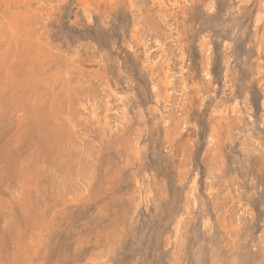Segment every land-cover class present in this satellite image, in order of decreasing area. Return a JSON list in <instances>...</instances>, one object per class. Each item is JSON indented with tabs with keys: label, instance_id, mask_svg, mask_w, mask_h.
<instances>
[{
	"label": "rangeland",
	"instance_id": "374dc122",
	"mask_svg": "<svg viewBox=\"0 0 264 264\" xmlns=\"http://www.w3.org/2000/svg\"><path fill=\"white\" fill-rule=\"evenodd\" d=\"M263 9L0 0V264H264Z\"/></svg>",
	"mask_w": 264,
	"mask_h": 264
},
{
	"label": "bare ground",
	"instance_id": "6f19581e",
	"mask_svg": "<svg viewBox=\"0 0 264 264\" xmlns=\"http://www.w3.org/2000/svg\"><path fill=\"white\" fill-rule=\"evenodd\" d=\"M263 2V1H262ZM145 3V2H144ZM261 3V2H260ZM29 5V4H28ZM261 5V4H260ZM10 8V7H9ZM264 10V9H263ZM257 11V10H256ZM137 15V14H136ZM135 15V17H136ZM260 16H261V13H260ZM134 17V18H135ZM259 18V17H258ZM258 20V19H257ZM260 22V21H259ZM178 26V25H177ZM263 28V27H262ZM17 30V29H16ZM40 32V31H39ZM12 33V32H11ZM154 33V32H153ZM13 34V33H12ZM144 35V34H143ZM47 38V37H46ZM176 40V39H175ZM8 44V43H7ZM8 47V46H7ZM212 56V55H211ZM209 60V59H208ZM39 68V67H38ZM57 80V79H56ZM171 83V82H170ZM185 85V84H184ZM35 86V85H34ZM2 88V87H1ZM120 95V94H119ZM237 107V106H236ZM130 118V117H129ZM118 120V119H117ZM165 133V132H164ZM216 134V133H215ZM211 144V143H210ZM247 149V148H246ZM250 149V148H249ZM245 150V149H244ZM131 151V150H130ZM247 151V150H246ZM249 151V150H248ZM19 165V164H18Z\"/></svg>",
	"mask_w": 264,
	"mask_h": 264
}]
</instances>
